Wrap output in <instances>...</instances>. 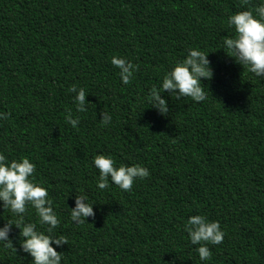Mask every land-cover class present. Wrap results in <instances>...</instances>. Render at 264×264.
Segmentation results:
<instances>
[{"label": "trees", "instance_id": "16d2710c", "mask_svg": "<svg viewBox=\"0 0 264 264\" xmlns=\"http://www.w3.org/2000/svg\"><path fill=\"white\" fill-rule=\"evenodd\" d=\"M260 0H0V153L30 158L60 218L62 264H264V80L221 51L228 17ZM209 53L207 99L172 100L167 116L150 90L189 48ZM138 65L121 83L111 58ZM89 95L87 111L73 86ZM112 116L107 127L100 113ZM71 113L78 128L66 122ZM150 173L131 191L96 187L95 155ZM83 192L95 216L70 221ZM219 221L222 244L200 261L185 231L189 216ZM11 213L0 205V227ZM25 222H37L29 208ZM47 226L37 224L44 231ZM0 245V264H30ZM55 247V245H53Z\"/></svg>", "mask_w": 264, "mask_h": 264}, {"label": "clouds", "instance_id": "9594fccd", "mask_svg": "<svg viewBox=\"0 0 264 264\" xmlns=\"http://www.w3.org/2000/svg\"><path fill=\"white\" fill-rule=\"evenodd\" d=\"M227 24L234 30V35L223 36L221 51L231 58L235 64L247 70L253 77L264 80V0H260L254 10L238 11L228 17ZM209 53L199 48H189L182 60L175 62L170 71L163 76L159 87L150 90L147 101L151 108L161 115L169 113V103L165 94L174 101L190 98L195 103L206 101L207 93L203 81L211 80L213 70L208 59ZM111 64L118 70L121 83L130 84L138 65L131 61L113 56ZM69 92L73 93V103L79 113L86 112L89 96L83 87L73 85ZM9 113L0 112V120L9 118ZM99 123L107 127L112 123V116L102 111ZM66 122L74 129L80 120L69 113ZM93 167L98 171L96 187L104 191L110 186L121 191H131L136 180L149 177L146 167L139 164L116 166L111 156L98 154L92 159ZM36 165L24 156L19 160H10L0 153V205L4 211L11 213L12 219L0 227V245L17 252L12 240V228L19 229V250L31 258L30 264H62L63 253L57 248L68 243L63 235H56L55 230L61 221L49 198L48 190L35 181ZM34 209L37 222H25L28 209ZM71 222L79 226L95 216L94 204L83 192L75 196V206L70 208ZM37 224L47 226L44 231L37 229ZM185 231L200 261H208L211 252L208 245H220L225 233L219 221L209 220L205 215L189 216ZM55 245V247H53Z\"/></svg>", "mask_w": 264, "mask_h": 264}]
</instances>
